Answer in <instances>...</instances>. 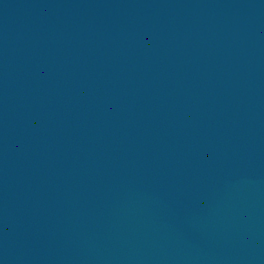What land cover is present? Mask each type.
I'll return each instance as SVG.
<instances>
[{"label": "water", "instance_id": "water-1", "mask_svg": "<svg viewBox=\"0 0 264 264\" xmlns=\"http://www.w3.org/2000/svg\"><path fill=\"white\" fill-rule=\"evenodd\" d=\"M0 264H264V0H0Z\"/></svg>", "mask_w": 264, "mask_h": 264}]
</instances>
